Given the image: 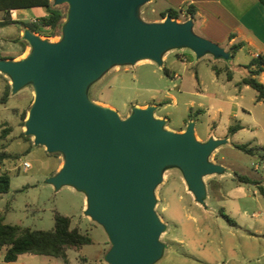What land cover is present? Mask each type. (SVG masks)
<instances>
[{"label": "water", "instance_id": "95a60500", "mask_svg": "<svg viewBox=\"0 0 264 264\" xmlns=\"http://www.w3.org/2000/svg\"><path fill=\"white\" fill-rule=\"evenodd\" d=\"M151 0H53L69 5L58 41L26 29L30 52L18 60L0 58V73L12 91L30 84L34 99L25 133L35 145L63 156L48 181L85 193V214L105 229L111 247L108 264H154L164 254L166 224L156 211V189L168 169L181 171L198 203L207 197L205 177L226 167L211 160L226 138L200 141L194 122L173 131L156 116V106H135L122 118L117 110L89 97V88L116 66L150 60L163 65L164 55L191 49L230 59V52L194 30V20L167 15L146 21L141 8Z\"/></svg>", "mask_w": 264, "mask_h": 264}, {"label": "rangeland", "instance_id": "374dc122", "mask_svg": "<svg viewBox=\"0 0 264 264\" xmlns=\"http://www.w3.org/2000/svg\"><path fill=\"white\" fill-rule=\"evenodd\" d=\"M167 7L165 0H151L141 8V16L146 21H156ZM68 8L67 3H62L64 13ZM185 18L183 12L177 20L185 21ZM3 32L2 57L18 55L22 50L23 56L30 52L31 47L25 46L24 39L14 41V38L19 39L15 26H6ZM37 34L53 42L61 38L58 30L53 35ZM21 44L23 49H19ZM165 56L168 59L162 66L151 62L112 68L91 85L89 97L114 108L122 118L127 117L135 106L156 103L157 111L167 117L166 125L179 126L185 122L189 125V120L193 119L191 122L196 121L199 131L211 130L213 122L191 114L190 103L198 100L194 95L196 70L211 72L208 63H214L216 59L212 55L197 58L189 48L173 49ZM180 59L187 60L186 66L181 65ZM174 72H178L180 78ZM1 74L0 152L10 155L0 161L1 172L10 176L9 191L0 194V214L4 222L51 230L58 212L69 216L72 227H79L93 239L86 247L92 253L108 245L109 250L111 242L105 229L82 209L85 193L70 185L56 188L48 181L59 165L61 168L62 154L49 153L44 146L35 145L33 137L25 133L23 116L27 118L32 105L33 87L28 84L13 92L11 86L8 101L1 103L6 85L11 84L10 78ZM252 92L246 94L247 97L253 96ZM192 107L195 110L197 104ZM252 130L253 126L248 125L237 138H232L212 154V161L227 166L223 174L205 177L207 197L203 204L198 203L188 190L179 169L171 168L165 172L163 182L156 189V211L166 224L161 235L166 247L163 256L154 264H264V160L260 156L262 149L252 138ZM222 131L219 129L215 133L220 135ZM238 145L253 150L245 151ZM25 163L29 164L26 169ZM254 163L260 164L259 169ZM244 176L252 181H245ZM258 180L260 183L256 182ZM69 252L72 264H83L79 252ZM94 263L91 260L88 264ZM0 264L8 263L2 259ZM35 264H63V259L38 255ZM103 264L107 262L104 260Z\"/></svg>", "mask_w": 264, "mask_h": 264}, {"label": "crops", "instance_id": "0c3cea01", "mask_svg": "<svg viewBox=\"0 0 264 264\" xmlns=\"http://www.w3.org/2000/svg\"><path fill=\"white\" fill-rule=\"evenodd\" d=\"M165 1L168 4V7L164 10L169 8H182L185 13L188 6H194L196 8V15L193 19L195 32L212 40L213 42L218 43L226 51L230 52L231 46L242 42V46L235 54L230 52L231 61L216 59L214 63L211 61L208 63V66L211 67V72L202 73L198 70L195 72L196 83L194 95L198 98V100L191 101V114L193 112L197 118H204L209 122H213L211 130L201 132L197 128L196 121H194L197 138L200 141H206L210 137L226 138L227 142H229L232 138H237L242 131H245L248 125H252V138L256 141L257 147L262 149L260 156L264 160V100H258L257 91L250 85L242 83V80L250 74V69L255 70L258 68L256 64L251 65L250 68L248 67L252 60L259 56L264 57V5L259 0ZM1 12L0 21H3L6 13L4 11ZM44 14L45 9L43 7L14 9L11 11V17L13 20H20L23 22L35 21L38 17ZM155 20L161 21L163 19ZM11 26H15L18 31L19 39L14 38V41L22 42L21 40L23 39L25 30H20L18 26L14 24H11ZM5 27L6 26L0 27V45H2L4 41L1 36L4 34L3 30ZM22 44L19 49H23ZM23 54L24 51L22 50L18 52V55H14L12 57H2L1 55L0 57L2 59L17 60L20 56H23ZM206 56H209V54ZM167 59V56L163 57L164 62ZM207 59L209 60L210 58ZM179 61L181 65L186 66V59H180ZM151 62L152 61L150 60H143L138 62L136 65ZM214 68H217V70ZM167 72L169 74L172 73L170 70ZM173 74L180 78L178 72H174ZM1 75L6 77L4 74ZM255 76L261 83L264 84V68ZM251 91H253V96L250 95L247 97L246 94L251 93ZM195 104H197V108L193 110L192 106ZM148 105H155L156 116L167 120L164 113H159L157 111L158 105L156 103L139 106L146 107ZM189 121L191 122L193 119H190ZM166 126L173 131L182 132L186 130L188 122L179 126ZM232 126H238L236 131L230 132V128ZM219 129H223V133L217 135L215 132ZM250 149L253 150V148ZM217 163L225 167L227 166L223 162L217 161ZM59 169L60 165L55 169L53 175L58 172ZM256 182L258 183L259 180ZM86 206V197L84 196L82 209H85ZM77 228L79 229V227ZM85 234L88 233L85 232ZM90 245L91 244H86L81 247L69 249L67 254L70 264H72L69 256L70 250L79 252V260L83 264H88L91 260L95 261L94 264H103L109 245L108 247H101L100 249H97L95 253H92V251L86 248ZM3 255L4 250L0 252V261L3 259ZM37 257L38 255L36 254L25 253L20 255L16 261L6 262L4 259L3 260L8 264H35ZM63 264H65L64 259Z\"/></svg>", "mask_w": 264, "mask_h": 264}, {"label": "trees", "instance_id": "16d2710c", "mask_svg": "<svg viewBox=\"0 0 264 264\" xmlns=\"http://www.w3.org/2000/svg\"><path fill=\"white\" fill-rule=\"evenodd\" d=\"M259 1L264 5V0ZM32 7H43L45 14L38 17L35 21L30 22L12 19V10ZM0 11L6 13L4 20L0 21V27L14 24L20 30L28 29L31 32L41 35H53L57 30L62 35L63 18L67 17V13H64L62 10V4H54L53 0H0ZM183 11L182 8H169L161 11L159 19H164L167 15L179 19ZM195 15L196 8L194 6H188L185 10V21L194 19ZM25 46H30L27 40H25ZM241 46L242 42L234 44L231 46L230 52L235 54ZM253 64H256L258 68L255 70L250 69V74L242 80V83L250 85L257 91L258 100H264V84L255 76L264 68V57L259 56L254 58L248 67L250 68ZM214 69L217 70V68ZM10 90L11 84L8 82L1 98V103L8 101ZM23 118L26 119V115ZM237 128L238 126H232L230 132L236 131ZM237 147L245 151H252L246 145H238ZM9 157L10 155L8 153L0 152V161ZM242 178L245 181H252L245 176ZM9 189L10 176L7 172H1L0 193H6ZM71 222L69 216L57 212L55 214L53 229H31L20 225L5 223L3 216L0 214V252L4 250L3 259L6 262H12L18 260L20 255L30 253L62 258L65 264H70L67 254L69 249L92 243L90 236L82 233L77 227H71Z\"/></svg>", "mask_w": 264, "mask_h": 264}, {"label": "built area", "instance_id": "2783aa9c", "mask_svg": "<svg viewBox=\"0 0 264 264\" xmlns=\"http://www.w3.org/2000/svg\"><path fill=\"white\" fill-rule=\"evenodd\" d=\"M256 57H257V56H256ZM28 166H29L28 163H25V164L23 165L24 169L28 168ZM263 166H264V165H263ZM254 167H255L256 169H259L260 164H259V163H254ZM0 174H1V167H0ZM107 264H108V263H107Z\"/></svg>", "mask_w": 264, "mask_h": 264}]
</instances>
